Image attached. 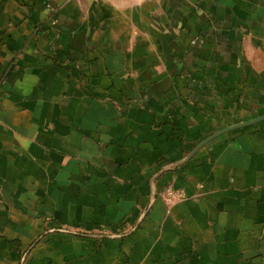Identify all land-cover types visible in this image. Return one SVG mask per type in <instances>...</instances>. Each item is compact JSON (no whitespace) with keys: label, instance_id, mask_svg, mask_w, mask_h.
<instances>
[{"label":"crops","instance_id":"0c3cea01","mask_svg":"<svg viewBox=\"0 0 264 264\" xmlns=\"http://www.w3.org/2000/svg\"><path fill=\"white\" fill-rule=\"evenodd\" d=\"M262 116L264 0H0V264H264Z\"/></svg>","mask_w":264,"mask_h":264},{"label":"built area","instance_id":"2783aa9c","mask_svg":"<svg viewBox=\"0 0 264 264\" xmlns=\"http://www.w3.org/2000/svg\"><path fill=\"white\" fill-rule=\"evenodd\" d=\"M163 196L170 201L183 200L186 198V194L183 190H177L172 187H167L163 192Z\"/></svg>","mask_w":264,"mask_h":264},{"label":"water","instance_id":"95a60500","mask_svg":"<svg viewBox=\"0 0 264 264\" xmlns=\"http://www.w3.org/2000/svg\"><path fill=\"white\" fill-rule=\"evenodd\" d=\"M263 120H264V116H262V117H260V118H258V119H255V120H253V121H251V122L245 123V124L235 125V126H232V127L226 128V129H224L223 131H221L218 135H221L222 133H226V132H229V131L234 130V129H237V128H241V127L246 126V125H252V124H255V123H259L260 121H263ZM218 135H217V136H218ZM215 137H216V136H215ZM209 140H210V139L204 141L203 144H206ZM167 169H169V167H167ZM165 170H166V169H163V171H165ZM163 171H161V172H163ZM154 199H155V195L152 196V199H151L150 202L153 203V202H154ZM25 260H26V257H24V258L22 259L21 264H24V263H25Z\"/></svg>","mask_w":264,"mask_h":264}]
</instances>
